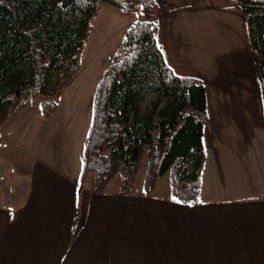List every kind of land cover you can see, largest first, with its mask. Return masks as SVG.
Returning <instances> with one entry per match:
<instances>
[{"label": "crops", "instance_id": "1", "mask_svg": "<svg viewBox=\"0 0 264 264\" xmlns=\"http://www.w3.org/2000/svg\"><path fill=\"white\" fill-rule=\"evenodd\" d=\"M155 1L167 64L204 86L199 201L174 200L159 177L149 192L98 193L88 172L80 182L94 91L134 19L102 3L51 114L19 105L0 125V264H264V116L246 19L220 0Z\"/></svg>", "mask_w": 264, "mask_h": 264}, {"label": "trees", "instance_id": "2", "mask_svg": "<svg viewBox=\"0 0 264 264\" xmlns=\"http://www.w3.org/2000/svg\"><path fill=\"white\" fill-rule=\"evenodd\" d=\"M233 1L246 19L264 116V0ZM101 3L133 12L134 19L94 91L80 182L92 171L93 189L99 193L118 173L121 192H130L145 152L143 190L151 191L167 171L171 196L194 204L205 160L204 86L197 78L175 74L167 64L157 39L158 21L155 15L143 16L159 9L155 0H0V125L26 100L40 114H51L57 95L78 69ZM54 72L56 96L45 99ZM150 95L156 97L153 109L141 110Z\"/></svg>", "mask_w": 264, "mask_h": 264}, {"label": "rangeland", "instance_id": "3", "mask_svg": "<svg viewBox=\"0 0 264 264\" xmlns=\"http://www.w3.org/2000/svg\"><path fill=\"white\" fill-rule=\"evenodd\" d=\"M219 3L221 5H224V6H229V7H235V8H237V6H236V4H235V2L233 0H220ZM99 5H98V7H99ZM98 7H97V9H98ZM153 12L154 11H152V10L144 11L143 16L145 18H152V16H154ZM155 12H156V10H155ZM131 13H133V12H131ZM133 15H134V13H133ZM93 23H94V18L92 20V25H93ZM90 32H91V30H90ZM90 34L91 33H89V35ZM89 35H88L87 40L85 42V46H84L83 51L81 53V57H82L83 53H85V55L87 53H89V52H87L89 50L90 46H91V45L88 44V42H90L88 40L89 39ZM88 45H89V48L87 47ZM81 57H80V59H81ZM110 59L108 60V62L110 61ZM85 61H86V57H85ZM108 62H107V64H108ZM103 63H106V62L103 61ZM103 63H101V64H103ZM79 64H80V62H79ZM107 64H106V66H107ZM78 67H79V65H78ZM256 74H258V71L257 70H256ZM58 83H59V81H58V74H57V72H54L53 75L48 80L46 86H45V90H44V93H43V96L42 97L45 98V99H51V98L55 97L56 96L55 90H56V86H57ZM155 99H156L155 95H150L146 99H144V101H142L141 102V105H140L141 110H144V109L146 110L147 109V110L151 111L153 109V103L155 102ZM28 104H31V103L28 100H26V101L22 102L20 105H23L24 106V105H28ZM104 151L106 152L107 149H105ZM146 165H147V156H146V153L144 152L143 155H142V161H141L140 169H139L138 175L136 177V188H137V190H141L142 189V186H143V177H144V172H145V169H146ZM93 181H94V174H93L92 171H89L88 174H87V177L85 178V181L84 182H85V184H92ZM119 183H120V175L117 173L107 183V188H109V189L116 188V187L119 186ZM158 184H159L158 186H159V190L160 191L162 189H164V187H165V189L169 187V177H168L167 171L164 172L162 175H160V177H159V183Z\"/></svg>", "mask_w": 264, "mask_h": 264}, {"label": "snow or ice", "instance_id": "4", "mask_svg": "<svg viewBox=\"0 0 264 264\" xmlns=\"http://www.w3.org/2000/svg\"><path fill=\"white\" fill-rule=\"evenodd\" d=\"M173 199L175 200V197H173Z\"/></svg>", "mask_w": 264, "mask_h": 264}]
</instances>
